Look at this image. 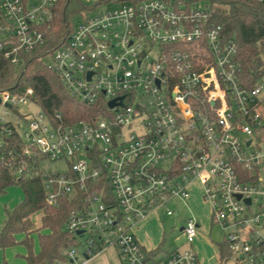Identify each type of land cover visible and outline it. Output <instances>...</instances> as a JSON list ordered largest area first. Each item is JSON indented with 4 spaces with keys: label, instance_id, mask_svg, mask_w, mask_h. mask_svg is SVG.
Returning <instances> with one entry per match:
<instances>
[{
    "label": "built area",
    "instance_id": "2783aa9c",
    "mask_svg": "<svg viewBox=\"0 0 264 264\" xmlns=\"http://www.w3.org/2000/svg\"><path fill=\"white\" fill-rule=\"evenodd\" d=\"M59 1L0 0V50L14 65L46 44ZM218 5L138 0L77 20L49 68L76 100L105 102L99 115L65 125L40 109L20 113L35 104L31 88L1 92L0 144L16 131L22 155L42 156L47 201L67 197V229L76 240L87 235L81 259L71 247L67 264H90L108 246L127 264H201L195 215L182 228L184 247L163 258L134 233L152 212L178 216L171 204L189 201L194 183L234 264H264V77L242 84L238 45L215 18ZM44 159L66 160L68 169L44 171Z\"/></svg>",
    "mask_w": 264,
    "mask_h": 264
},
{
    "label": "trees",
    "instance_id": "16d2710c",
    "mask_svg": "<svg viewBox=\"0 0 264 264\" xmlns=\"http://www.w3.org/2000/svg\"><path fill=\"white\" fill-rule=\"evenodd\" d=\"M138 0H94L93 4L81 0H60L55 9L52 29L47 31L45 45L23 54L19 70L0 50V94L8 90L23 94L33 90L32 101L54 122L71 125L80 119L99 115L106 103L88 105L76 100L63 86L58 74L43 63L66 41L76 16L97 11L109 4ZM1 17V10H0ZM216 20L223 25L224 34L238 45L240 78L245 86H254L264 77V0H220L215 11ZM60 115V119L56 115ZM56 118V119H55ZM1 137V136H0ZM0 144V193L18 183L24 199L12 211H7L0 230V248L22 245L21 257L25 264H59L67 260L66 252L77 244L74 233L67 229L70 211L74 208L67 197L58 205L47 201L38 161L42 156L22 155V139L18 132L2 136ZM26 161L27 170L19 171ZM40 213V224L35 225L34 215ZM221 263L232 256L226 240L217 244ZM4 264H7L4 261Z\"/></svg>",
    "mask_w": 264,
    "mask_h": 264
},
{
    "label": "rangeland",
    "instance_id": "374dc122",
    "mask_svg": "<svg viewBox=\"0 0 264 264\" xmlns=\"http://www.w3.org/2000/svg\"><path fill=\"white\" fill-rule=\"evenodd\" d=\"M85 3L93 4L90 0H81ZM117 4H109L103 7H116ZM76 20L81 19V16H76ZM42 61L47 66H53V57L48 54L43 56ZM22 63L16 64L15 68L19 70ZM39 107L28 101L25 104L19 106L20 113H31L35 115L39 111ZM11 119H16V114L13 113ZM25 124L20 126L21 130H25ZM42 170L47 172L52 171H66L68 169V162L66 160H50L44 159L40 163ZM264 170V164L262 165ZM201 187L194 186L192 192L199 195ZM24 199V191L20 184L14 183L8 186L3 192L0 193V230L4 224L7 211H12L19 203ZM171 208L178 211L179 215H166L164 209H161L157 213H151L154 220L153 224L149 227L148 235L152 237V245L157 248L158 252L156 254L157 258L165 257L169 251L176 249L182 243H184V233L182 227L186 223L188 217L195 215L199 220L200 227L198 228V238L196 239V245L198 246V254L200 260L205 264H221L218 259L217 244L222 243L225 240V232L220 227V225L215 224L209 219L208 207L200 204L193 203L191 199L187 202L183 201L181 198H176L171 204ZM252 210L259 212V206L255 205ZM150 214V215H151ZM35 225L40 224V213H37L33 217ZM212 222V223H211ZM261 224L264 231V216H261ZM135 233V229H134ZM87 238L85 236H78L77 244L72 248L76 250L77 256L81 259V254L83 252V242ZM71 248V249H72ZM22 253H24V247L22 245H17L11 249H0V264L3 260L9 262V264L16 261L20 262ZM67 253V252H66ZM213 258V259H212ZM212 260V262H211ZM61 264H67L66 261ZM90 264H127V261L123 259L119 253V250L115 246L106 247L98 256H96ZM226 264H234L233 259L226 261Z\"/></svg>",
    "mask_w": 264,
    "mask_h": 264
},
{
    "label": "crops",
    "instance_id": "0c3cea01",
    "mask_svg": "<svg viewBox=\"0 0 264 264\" xmlns=\"http://www.w3.org/2000/svg\"><path fill=\"white\" fill-rule=\"evenodd\" d=\"M199 186V187H201V191L199 192V195H196V194H194L193 192H192V189L194 188V186ZM201 192H202V186L199 184V183H194L193 185H192V187H191V195H190V198H189V200L191 199V201H193V203H200V204H202V205H204V206H206V207H208V210H209V219L212 221V219H211V215H210V206H209V204L208 203H206V202H204L203 201V199H202V197H201ZM151 216H154L153 214H149L144 220H142L141 222H139L138 224H137V226L135 227V235H136V237H137V239L139 240V242L141 243V244H143V246L145 247V248H147L148 250H152V251H155V253L157 254V252H158V250H157V248H155V246H153L152 245V240H153V238L152 237H149V235H148V231H149V227L154 223L153 221L154 220H150V219H152V217ZM175 216H177V215H175ZM6 218V217H5ZM5 221V220H4ZM213 222V221H212ZM211 222V223H212ZM3 226V225H2ZM199 226H200V224H199ZM2 228V227H1ZM198 238V237H197ZM182 247H184V243H182L179 247H177L176 249H178V248H182ZM11 248H13V247H9V249H11ZM195 248H196V250H197V252H199L198 251V246L196 245V241H195ZM0 249H2V248H0ZM172 251V250H171ZM24 252H25V249H24ZM170 252V251H169ZM168 252V253H169ZM167 253V254H168ZM167 254H165V256L167 255ZM198 256H199V254H198ZM199 259H200V257H199ZM213 259V258H212ZM218 259H219V261L221 262V260H220V257H219V255H218ZM4 261H6V260H3V263L2 264H4ZM211 262H212V260H211ZM6 263L7 264H9V262L8 261H6ZM61 263H63V262H61ZM61 263H59V264H61ZM67 263V262H66ZM200 263L201 264H205L204 262H202L201 260H200ZM11 264H25V260L24 259H21L20 260V262H16V261H13V263H11ZM222 264V263H221Z\"/></svg>",
    "mask_w": 264,
    "mask_h": 264
},
{
    "label": "water",
    "instance_id": "95a60500",
    "mask_svg": "<svg viewBox=\"0 0 264 264\" xmlns=\"http://www.w3.org/2000/svg\"><path fill=\"white\" fill-rule=\"evenodd\" d=\"M89 75H91V73L89 74ZM1 101V100H0ZM115 103H116V101L115 100H111V101H109V106H114L115 105ZM238 198H240V195H238ZM247 202H250V199H247L246 200ZM199 225V224H198ZM83 233V230H79V231H77V234H82Z\"/></svg>",
    "mask_w": 264,
    "mask_h": 264
},
{
    "label": "flooded vegetation",
    "instance_id": "af4514ba",
    "mask_svg": "<svg viewBox=\"0 0 264 264\" xmlns=\"http://www.w3.org/2000/svg\"><path fill=\"white\" fill-rule=\"evenodd\" d=\"M183 228V227H182Z\"/></svg>",
    "mask_w": 264,
    "mask_h": 264
}]
</instances>
